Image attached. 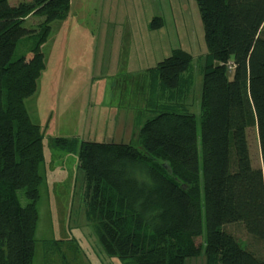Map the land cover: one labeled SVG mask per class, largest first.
<instances>
[{
    "label": "trees",
    "instance_id": "trees-1",
    "mask_svg": "<svg viewBox=\"0 0 264 264\" xmlns=\"http://www.w3.org/2000/svg\"><path fill=\"white\" fill-rule=\"evenodd\" d=\"M70 2L0 0V264L32 263L45 156L43 132L24 102L45 69L41 46L51 23ZM195 2L207 49L199 133L177 100L188 91L182 77L192 57L174 49L146 69L149 84H141L154 115L133 128V143L78 148L86 215L105 253L122 264H184L199 253L201 235L207 264H264V0ZM30 15L43 17L37 33L23 26ZM156 19L151 27L160 26ZM248 128L256 130L259 167L251 164ZM63 142L75 149L74 138H53L52 146L64 149ZM233 224L245 240L224 229Z\"/></svg>",
    "mask_w": 264,
    "mask_h": 264
},
{
    "label": "rangeland",
    "instance_id": "rangeland-1",
    "mask_svg": "<svg viewBox=\"0 0 264 264\" xmlns=\"http://www.w3.org/2000/svg\"><path fill=\"white\" fill-rule=\"evenodd\" d=\"M154 18L160 26L151 27ZM42 21L43 17L30 15L23 26L37 33ZM34 37L19 41L15 57L26 53ZM41 49L45 69L36 91L24 102L31 121L43 132L45 156L31 264H122L105 253L95 221L86 215L87 184L78 165V148L82 141L133 143V128L154 115L145 106L146 69L174 49L192 57L189 72L182 77V90L188 91L177 100L195 115L199 133L207 49L198 6L195 0H71L67 15L51 23ZM57 137L74 138L75 149H69L68 142H63L64 149L53 147ZM247 140L251 164L259 167L255 128L247 129ZM17 193L24 205L23 191ZM224 229L246 238L239 224ZM194 243L201 249L184 264H207L203 235Z\"/></svg>",
    "mask_w": 264,
    "mask_h": 264
},
{
    "label": "crops",
    "instance_id": "crops-1",
    "mask_svg": "<svg viewBox=\"0 0 264 264\" xmlns=\"http://www.w3.org/2000/svg\"><path fill=\"white\" fill-rule=\"evenodd\" d=\"M147 106V104H145Z\"/></svg>",
    "mask_w": 264,
    "mask_h": 264
}]
</instances>
